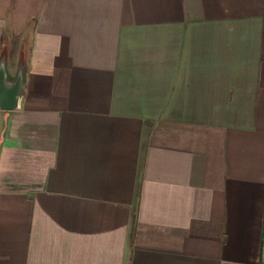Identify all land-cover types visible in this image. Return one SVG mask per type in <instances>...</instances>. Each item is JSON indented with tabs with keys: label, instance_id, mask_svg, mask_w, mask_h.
Instances as JSON below:
<instances>
[{
	"label": "crops",
	"instance_id": "obj_1",
	"mask_svg": "<svg viewBox=\"0 0 264 264\" xmlns=\"http://www.w3.org/2000/svg\"><path fill=\"white\" fill-rule=\"evenodd\" d=\"M2 63L0 264H264V0H0Z\"/></svg>",
	"mask_w": 264,
	"mask_h": 264
},
{
	"label": "water",
	"instance_id": "obj_2",
	"mask_svg": "<svg viewBox=\"0 0 264 264\" xmlns=\"http://www.w3.org/2000/svg\"><path fill=\"white\" fill-rule=\"evenodd\" d=\"M22 85V72L20 71L13 82L7 80L4 64L0 65V109L12 111L18 107Z\"/></svg>",
	"mask_w": 264,
	"mask_h": 264
},
{
	"label": "rangeland",
	"instance_id": "obj_3",
	"mask_svg": "<svg viewBox=\"0 0 264 264\" xmlns=\"http://www.w3.org/2000/svg\"><path fill=\"white\" fill-rule=\"evenodd\" d=\"M14 79V78H13ZM13 82V81H12Z\"/></svg>",
	"mask_w": 264,
	"mask_h": 264
}]
</instances>
